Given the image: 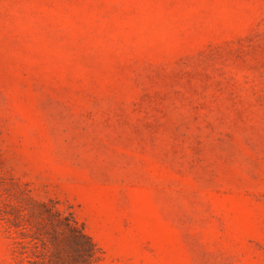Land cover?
<instances>
[{"label":"rangeland","instance_id":"rangeland-1","mask_svg":"<svg viewBox=\"0 0 264 264\" xmlns=\"http://www.w3.org/2000/svg\"><path fill=\"white\" fill-rule=\"evenodd\" d=\"M0 264H264V0H0Z\"/></svg>","mask_w":264,"mask_h":264},{"label":"trees","instance_id":"trees-1","mask_svg":"<svg viewBox=\"0 0 264 264\" xmlns=\"http://www.w3.org/2000/svg\"><path fill=\"white\" fill-rule=\"evenodd\" d=\"M69 229L72 231L73 235L80 240V249L85 258L94 256V249L92 243L87 240L85 234L80 231L78 228L74 227L69 223Z\"/></svg>","mask_w":264,"mask_h":264}]
</instances>
